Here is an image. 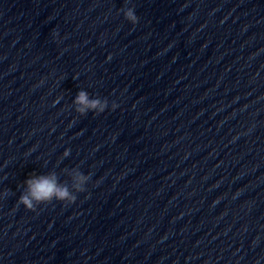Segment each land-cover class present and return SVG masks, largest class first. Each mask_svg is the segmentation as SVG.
Instances as JSON below:
<instances>
[{"label":"clouds","instance_id":"clouds-1","mask_svg":"<svg viewBox=\"0 0 264 264\" xmlns=\"http://www.w3.org/2000/svg\"><path fill=\"white\" fill-rule=\"evenodd\" d=\"M125 15L126 18L133 21V23L137 22V16L132 9H129ZM75 102L81 106L76 110L81 115L87 114L89 110L102 113L107 108L106 102L102 103L99 99L89 100L88 94L84 91L78 93ZM117 107L118 105L114 102L112 109ZM87 178L88 177L84 173H78L77 175L80 184H83ZM25 183L27 185V193L19 197L18 203L23 204L29 211H35L37 209L35 204L47 203L53 199L62 202L67 200L68 203H73L77 198L69 192L66 186L59 185L54 175L29 178ZM77 188L79 192H84L86 190V188L80 185H77Z\"/></svg>","mask_w":264,"mask_h":264}]
</instances>
